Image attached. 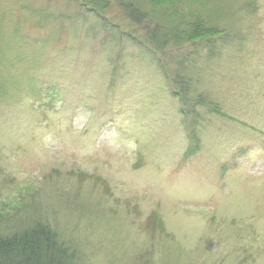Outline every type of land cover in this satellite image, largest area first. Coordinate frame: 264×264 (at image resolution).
<instances>
[{
	"label": "rangeland",
	"instance_id": "374dc122",
	"mask_svg": "<svg viewBox=\"0 0 264 264\" xmlns=\"http://www.w3.org/2000/svg\"><path fill=\"white\" fill-rule=\"evenodd\" d=\"M127 1L105 15L138 32ZM140 1L198 8L182 100L172 51L77 0H0V224L41 222L81 264H264V0Z\"/></svg>",
	"mask_w": 264,
	"mask_h": 264
},
{
	"label": "trees",
	"instance_id": "16d2710c",
	"mask_svg": "<svg viewBox=\"0 0 264 264\" xmlns=\"http://www.w3.org/2000/svg\"><path fill=\"white\" fill-rule=\"evenodd\" d=\"M77 1L81 8L90 11L91 16L96 19V23L102 29L106 32L109 31L111 38L118 42L121 41V46L124 43L135 45L141 53L140 55L147 58L149 56L155 63L157 62L156 64H158L156 53L170 55L167 52L172 51L176 60L175 65L171 62L173 66L167 71L165 68L160 70L165 81L163 89L169 91L173 97L182 100L185 95L183 91L188 89V81L184 74L185 65L190 62L192 54L199 53L198 48L190 51L188 46H192V44L187 45L183 42L194 43L197 40L207 39L204 35L201 37L198 36V33V37L195 35V25L193 24L197 23L192 20H195L193 17L199 12L198 8L190 7L187 11L183 10L182 12L175 9L171 12L159 9L151 15L145 8H142L140 0H128L126 8H124V20L129 21L127 24L133 26L140 25L138 32H134V30H127L128 28L117 21L108 20L105 12L109 9L110 0ZM148 24H153V27H149ZM190 24L192 25L190 26ZM178 49H182V51H178ZM170 57L173 59L172 56ZM185 100L183 99L184 103ZM193 102L194 104L201 103L198 100H193ZM83 104H80L82 106L78 110L70 111L71 118L88 112V106ZM214 110L216 109L214 108ZM192 132H195L194 129L191 130ZM194 139L193 144L195 145L198 139L196 136ZM194 145L191 144L188 151ZM22 221H18L17 225L1 220L0 225L9 227H2V231L0 230V264H81L75 249L64 239H61L54 230L50 229L49 231L48 227L41 222L35 221L30 225H22Z\"/></svg>",
	"mask_w": 264,
	"mask_h": 264
}]
</instances>
